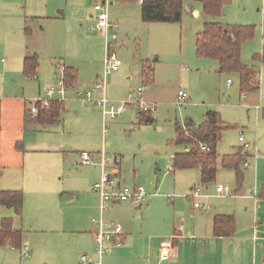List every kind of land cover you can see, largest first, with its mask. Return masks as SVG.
<instances>
[{"label":"rangeland","instance_id":"rangeland-1","mask_svg":"<svg viewBox=\"0 0 264 264\" xmlns=\"http://www.w3.org/2000/svg\"><path fill=\"white\" fill-rule=\"evenodd\" d=\"M140 1L0 0V96L25 98L29 109L32 99L45 97L48 87L55 84L53 73H61L59 62L78 71V90L92 89L104 72L105 45L103 37L89 28L98 15L94 6L107 4L110 19L119 24L116 51L120 61L119 69L107 76V96L114 102L128 99L130 90L144 82L141 66L147 62L154 69V81L146 82L144 94L150 105L156 106L149 115L153 121L139 119L130 105L111 119L106 129L101 108L79 100L75 89L67 92L65 104L69 107L56 124L33 123L24 129L23 102L2 111L0 190L19 189L24 202L22 218L14 209L0 206V228L3 218H11L31 252L28 256L10 244L0 245V264H43L34 256L35 251L44 245L47 250L57 238L47 228H55L58 219L74 215L87 220L91 216L89 193L93 183L101 179L102 169L83 164L84 152L96 158L104 148L107 159L118 158L120 174L116 181L122 184L158 187L162 195L175 199L197 185L210 194V199L221 200L214 195L216 184L208 188L200 182L198 169L170 172L173 155L185 150V146L174 144L176 126L184 127L188 119L198 126L206 112L214 110L229 126L218 145L221 154L244 145L240 136L252 145H257L259 138L264 140V64L257 59L264 45V0H231L217 19L204 13L191 14L188 3L202 4L186 0L178 23L143 21ZM53 15L60 16L59 22L49 27L50 34L36 43V49L31 47L28 52H37L39 60L37 75L29 77L23 62L26 18ZM208 21L253 27V37L243 43L242 60L261 72L257 90L246 92L244 97L238 73H221L218 60L198 55L197 36ZM40 25L37 22L32 27L40 29ZM256 82L259 84L257 78ZM180 90L188 95L182 105L177 103ZM100 96L94 94L95 98ZM20 139L23 147L16 145ZM111 171L110 166L107 173ZM66 195L73 197L64 200ZM44 251H40L41 257Z\"/></svg>","mask_w":264,"mask_h":264},{"label":"crops","instance_id":"crops-1","mask_svg":"<svg viewBox=\"0 0 264 264\" xmlns=\"http://www.w3.org/2000/svg\"><path fill=\"white\" fill-rule=\"evenodd\" d=\"M192 4L188 3L187 5L189 12L201 15L203 13V5L197 6ZM57 20H60L59 15H53L49 18L42 16H29L26 18L25 28L26 24H29L31 34L28 35L25 31L27 41L24 60L27 55H33L28 53L29 50L32 48L36 49V43L41 41V38H46L50 34V29L54 26L53 24L59 22ZM37 22L42 23L40 29L36 27L37 25L35 26L36 28L32 27ZM33 53L37 54V52ZM57 75L58 73H53L54 81ZM78 81L73 86L68 87V92L74 89V92L78 91L76 88ZM0 98L2 99L0 107L1 144L2 111L16 108L23 102L24 110L21 119L22 127L25 129V116L28 112V107L25 98H12L9 96H0ZM68 107L69 104H65V108ZM239 141L244 143V145L235 148L233 152L221 154L218 151L219 162L216 179L207 184H203L200 181L208 188L215 184L216 186H229L231 196H216L215 186L214 195L217 198H221V200L210 199L211 196L203 197L201 202L208 207L196 208L192 199L187 195L197 185L191 186L188 193L180 195L176 199L173 198L174 196L162 195L158 191V187L153 189L146 188L148 198L142 206L138 207L132 202H118L106 210L102 214L104 219L107 222L120 223L123 227V235L120 237L118 244L112 245L111 252L103 255V263L264 264V140H260L259 138L257 145L246 142L245 138L244 140H240L239 137ZM16 145L23 147L22 139L17 140ZM184 151H189V148L185 147ZM238 151L243 155L241 165L243 180L239 186L237 185L236 170L224 167L221 162L223 156L237 153ZM97 154L96 158L98 160L100 151ZM175 154L173 155V159ZM119 162L118 159V163L112 167L117 177L120 174ZM246 162L248 163L247 165L245 164ZM1 163L0 161V166H2ZM98 166L101 168L100 165ZM195 168L199 170L201 179V166ZM220 181L225 183L223 184ZM136 184L138 183L133 185ZM0 191L20 190L6 189ZM89 194L91 195V199H89L91 216L87 220L80 219L79 216L74 215L67 220L58 219L55 228H47L52 229L51 231L57 234V238L47 250H45L47 246L44 245L41 250L35 251L34 256L36 259H40L43 264H83L80 259L81 254H88L93 260L98 259L95 251L96 226L92 222V219L101 215L100 196L94 190ZM72 197V195H66L64 200ZM218 215L234 216V234L231 236H219L215 233V223ZM19 217L22 218V216ZM45 231L47 230L42 232ZM23 240L25 241L24 238ZM23 244L29 247L28 256H30V246L28 243ZM166 244L170 246V255L168 259L161 260V248ZM40 251H44L43 257H41L42 253L40 254Z\"/></svg>","mask_w":264,"mask_h":264},{"label":"trees","instance_id":"trees-1","mask_svg":"<svg viewBox=\"0 0 264 264\" xmlns=\"http://www.w3.org/2000/svg\"><path fill=\"white\" fill-rule=\"evenodd\" d=\"M130 1V0H123ZM186 0H142L141 18L146 22H174L182 21ZM203 5V13L206 16L217 19L223 14L224 8L231 0H193ZM25 31L31 34L29 24ZM254 29L251 26L223 25L217 21L205 22L204 29L197 36L196 48L200 57L215 59L220 63V72H235L240 77V89L243 92H252L258 89L256 82V70L243 63V43L252 38ZM257 59L264 64V45ZM39 60L37 54L27 55L24 60V72L27 76L35 77ZM65 83L67 87L73 86L79 79L78 71L74 67L65 66ZM141 75L144 84L154 81V69L147 62L141 66ZM147 82V83H146ZM65 109V103L52 101L46 109H41L35 118L29 113L25 116L26 127L30 124L43 125L61 122V113ZM144 113L140 118L148 120L152 117ZM154 120V119H153ZM219 112L209 110L205 114V120L200 125H195L192 119H188L185 126H176L174 144L183 145L189 151L178 152L173 159V171L201 166V181L203 184L213 182L218 172V144L223 133L228 129ZM1 133V126H0ZM205 146V149L201 148ZM243 155L240 151L223 156L221 162L224 167L236 170L237 185L243 180L241 164ZM1 168V166H0ZM1 175V171H0ZM24 195L22 191H0V206L14 209L18 216L23 214ZM13 220L5 218L0 229V245L10 244L22 249L23 234L21 230L13 229ZM235 218L232 215H218L215 223V233L219 236H231L234 234Z\"/></svg>","mask_w":264,"mask_h":264},{"label":"built area","instance_id":"built-area-1","mask_svg":"<svg viewBox=\"0 0 264 264\" xmlns=\"http://www.w3.org/2000/svg\"><path fill=\"white\" fill-rule=\"evenodd\" d=\"M94 11L98 13L95 18V24L89 29L92 32L98 33L104 39L105 55H104V72L98 77V80L94 87L89 90H78L76 97L85 103H94L101 108L103 117V127L106 129L111 119H115L118 115L125 112L130 105H133L136 110V115L140 119L144 113L151 114L156 111L155 105H150L145 97L146 85L142 83L138 88L131 89L128 94V99L121 100L119 102L111 101L107 96V76L111 72H115L119 69L120 61L116 51V40L118 38L119 24L112 21L108 14L107 4H96ZM264 14V13H263ZM58 67L61 71L56 76L55 84L50 86L46 91L45 97H36L30 101V107L28 113L30 117L35 118L41 109H46L50 106L52 101L65 102L68 87L65 83V65L61 62L58 63ZM262 74L260 71L256 72V78L259 81ZM228 84L232 85L233 81L228 80ZM95 93H100L98 98L94 97ZM246 96V93H243ZM187 93L183 90L178 92L177 103L182 105L187 103ZM261 100H264V93L261 94ZM0 98V107H1ZM260 108V104L256 105V109ZM240 140H244L243 136H240ZM202 149L205 146L201 145ZM82 163L85 165H100L102 168V176L99 181L93 183V190L100 196V211L101 215L92 219V222L96 226L95 238H96V253L98 259L93 260L88 254H81V261L87 264H104L102 257L104 254L111 252L112 245L120 242V237L123 235V227L117 222H107L102 214L108 210L112 205L118 202H132L134 205L142 206L148 198V192L144 185H128L122 184L116 181V173L111 171L107 173L108 167H114L118 163V158L114 161H110L106 158V153L103 148L100 151L99 159L97 160L93 155L89 153L82 154ZM248 164L247 162L245 163ZM114 170V169H112ZM173 171V166L170 168V172ZM189 196L196 208H207L208 206L201 202L203 197H210V194L202 192L201 187L195 186L192 188ZM216 196L229 197L231 196V190L229 186L217 185ZM171 197V196H169ZM22 253L29 255V247L22 246ZM170 255V246L168 244L161 248V260H166Z\"/></svg>","mask_w":264,"mask_h":264},{"label":"water","instance_id":"water-1","mask_svg":"<svg viewBox=\"0 0 264 264\" xmlns=\"http://www.w3.org/2000/svg\"><path fill=\"white\" fill-rule=\"evenodd\" d=\"M150 121H153V118H150Z\"/></svg>","mask_w":264,"mask_h":264}]
</instances>
